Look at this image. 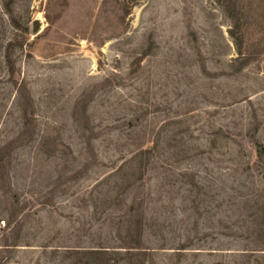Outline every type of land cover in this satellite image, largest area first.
I'll return each mask as SVG.
<instances>
[{
	"label": "rangeland",
	"instance_id": "1",
	"mask_svg": "<svg viewBox=\"0 0 264 264\" xmlns=\"http://www.w3.org/2000/svg\"><path fill=\"white\" fill-rule=\"evenodd\" d=\"M264 0H0V264H264Z\"/></svg>",
	"mask_w": 264,
	"mask_h": 264
},
{
	"label": "trees",
	"instance_id": "2",
	"mask_svg": "<svg viewBox=\"0 0 264 264\" xmlns=\"http://www.w3.org/2000/svg\"><path fill=\"white\" fill-rule=\"evenodd\" d=\"M260 154H264V148L261 147L259 150ZM78 254H83L84 256H90L93 264H111V259L106 256L111 252L104 247L92 248L88 250H76Z\"/></svg>",
	"mask_w": 264,
	"mask_h": 264
}]
</instances>
